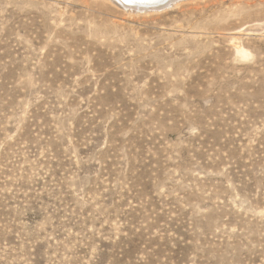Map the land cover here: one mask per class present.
<instances>
[{"label":"rangeland","instance_id":"rangeland-1","mask_svg":"<svg viewBox=\"0 0 264 264\" xmlns=\"http://www.w3.org/2000/svg\"><path fill=\"white\" fill-rule=\"evenodd\" d=\"M87 1L0 0V264H264V0Z\"/></svg>","mask_w":264,"mask_h":264},{"label":"bare ground","instance_id":"bare-ground-1","mask_svg":"<svg viewBox=\"0 0 264 264\" xmlns=\"http://www.w3.org/2000/svg\"><path fill=\"white\" fill-rule=\"evenodd\" d=\"M85 1V0H84ZM87 1V0H86ZM90 0L87 2L89 3ZM195 0H161L159 3L155 2V0H147V1H132V0H97V4L102 8H110L113 7L118 9L127 16L129 19L132 20H147V19H154L162 12L166 11L169 8H176L178 9L182 3L184 2H193ZM83 3V2H82ZM86 5V4H85ZM166 5V6H165ZM165 6V7H164ZM29 13V12H28ZM34 20H40L39 24L43 28L50 29L52 28L48 21L49 15L48 11H39L33 12ZM52 14V13H51ZM29 15V14H28ZM56 28V26H55ZM58 28V27H57ZM263 27L259 25V27H250L247 29L249 32H256L261 30ZM193 29V28H192ZM235 53L241 59L248 58L249 54L242 48V46L234 40L233 44Z\"/></svg>","mask_w":264,"mask_h":264},{"label":"water","instance_id":"water-1","mask_svg":"<svg viewBox=\"0 0 264 264\" xmlns=\"http://www.w3.org/2000/svg\"><path fill=\"white\" fill-rule=\"evenodd\" d=\"M132 1H139V0H132ZM142 2L144 1H147V0H141ZM161 0H155V2L159 3Z\"/></svg>","mask_w":264,"mask_h":264}]
</instances>
